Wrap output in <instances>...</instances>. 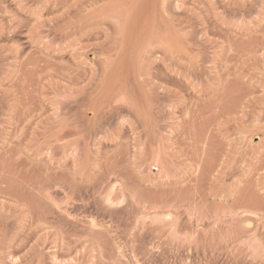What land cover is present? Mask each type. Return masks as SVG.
<instances>
[{
  "label": "rangeland",
  "instance_id": "rangeland-1",
  "mask_svg": "<svg viewBox=\"0 0 264 264\" xmlns=\"http://www.w3.org/2000/svg\"><path fill=\"white\" fill-rule=\"evenodd\" d=\"M0 264H264V0H0Z\"/></svg>",
  "mask_w": 264,
  "mask_h": 264
}]
</instances>
